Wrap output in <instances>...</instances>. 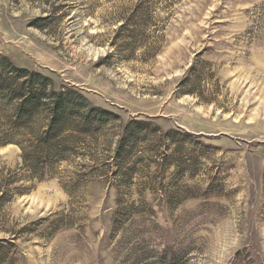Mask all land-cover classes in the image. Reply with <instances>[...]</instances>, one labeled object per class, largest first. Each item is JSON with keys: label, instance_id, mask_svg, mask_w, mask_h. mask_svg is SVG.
I'll list each match as a JSON object with an SVG mask.
<instances>
[{"label": "rangeland", "instance_id": "obj_1", "mask_svg": "<svg viewBox=\"0 0 264 264\" xmlns=\"http://www.w3.org/2000/svg\"><path fill=\"white\" fill-rule=\"evenodd\" d=\"M15 66L45 89L19 132L0 93V264H264V0H0Z\"/></svg>", "mask_w": 264, "mask_h": 264}, {"label": "trees", "instance_id": "obj_2", "mask_svg": "<svg viewBox=\"0 0 264 264\" xmlns=\"http://www.w3.org/2000/svg\"><path fill=\"white\" fill-rule=\"evenodd\" d=\"M6 61L7 59L3 58L2 64L4 65ZM13 72L14 74H12V77L4 80L2 79V81L0 76V93H2L5 84L9 82L11 94H13V97H3L5 100L10 99L12 101V107L10 113H8L9 115H3L1 119L6 120L12 131H27V129H32V126L35 124V112L38 110L42 100L39 94L44 92L45 83L44 80H40L38 73H28L29 76L27 78L30 79L29 84H31L32 87H28V91L26 92L28 82L24 80L18 83L19 80L25 76L26 70L15 66ZM36 83H38V88L34 87ZM34 95L38 97H34ZM80 101H84L82 95L70 89L66 90L64 97H53V100L50 102V117L48 115L50 120L46 125V129L42 133L37 130L34 133L31 132V134H34L35 137L40 140L41 145H45L40 150L44 158H48L51 154L59 151L56 145L54 143L50 144L49 141L56 136L64 126L73 124V116L75 113H78L76 107L79 105ZM99 116L101 115L98 114L97 109L91 108L87 114L84 113L78 120H75V124L76 126H84V131H88L89 126L96 122V119H100ZM14 140V137H9L6 133L5 137L1 139L0 144L9 143ZM32 142L34 144V138ZM39 148L40 146L38 149ZM34 165L36 166V163H34Z\"/></svg>", "mask_w": 264, "mask_h": 264}]
</instances>
